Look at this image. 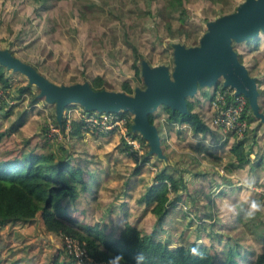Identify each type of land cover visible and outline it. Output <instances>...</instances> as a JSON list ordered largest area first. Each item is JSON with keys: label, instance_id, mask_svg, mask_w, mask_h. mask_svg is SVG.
Listing matches in <instances>:
<instances>
[{"label": "trees", "instance_id": "1", "mask_svg": "<svg viewBox=\"0 0 264 264\" xmlns=\"http://www.w3.org/2000/svg\"><path fill=\"white\" fill-rule=\"evenodd\" d=\"M145 1L148 7L154 2ZM156 1L160 3L157 12L162 31L189 48L199 44L201 37L208 31L209 23L234 13L245 0H199L205 14L203 34H198L195 30L197 17L189 5V0ZM128 3L129 0H117L114 8L108 9L107 4H101L100 0H10L9 5L3 1L0 5V25L5 23V26L3 32L0 31V41L9 44L6 46H13L12 41L17 45L24 44L19 50L27 53L26 55H34L31 56L32 63L24 62L54 84L58 83L56 77L60 76V72L70 71L76 81L59 85L88 82L94 91L109 90L106 85L110 80L97 70L99 63L95 60L94 49L103 52L108 47L113 48L112 45L118 42V33L107 31V28L116 23L117 28L122 30L126 52L129 49L131 51L126 57L131 62L134 76L144 82L142 63L146 61L145 56L159 53L168 58L165 53L167 48H160L161 45L153 43L148 37L147 28L141 22V18L149 16L150 11L132 15V11L125 9ZM5 8H9L10 13L4 12ZM104 10L108 13L107 17ZM100 15L105 17V23L101 26L95 25ZM59 21H66V25L63 23L58 26ZM175 21L178 23L176 28ZM26 29L33 34H26ZM134 32H141L151 46L143 48L136 39L132 43L130 37ZM87 39L92 42L88 43ZM175 44L177 43L170 44L173 53ZM232 47L239 62L247 70L255 72L250 77L256 79L259 90V85H264V31L260 30L258 35L241 42L234 41ZM0 48L6 49L1 44ZM7 49L17 57L13 47ZM57 51L59 53L55 55ZM38 52H43L45 56L36 57ZM41 68L43 72H40ZM10 70L13 71L0 63V230L29 226V231H32V224L37 223L36 226L43 234L58 235L63 240L62 244L46 259V264H107L109 258L117 254H123L127 264H136L135 257L138 253L144 256L143 264H264L263 244L260 248L255 245L249 252L240 247L244 239L241 231L246 229L254 235L257 228L264 224V212L257 213L254 219H245L243 211L236 216L223 215L225 223L222 229L231 233L226 238L220 239L213 235L215 224L208 225L203 222L201 228L195 223V219L189 223L198 227L195 237L192 234L187 241L182 240L176 246L172 245V240L164 237L168 216L187 199L190 201V209L200 213L201 216L197 218L201 219L213 216L210 210L212 201L220 206L223 196L234 198L233 203L239 204L241 209H247L245 202L253 199L264 203V155H260V152L264 154V147L258 140V130L264 125V94L260 93L261 96L258 97L262 117L254 113L247 100L242 117L248 122V127L241 139L235 133H223L214 125L215 111L211 107V100L209 108L203 109L197 104V95L204 92L205 87H198L195 96L186 98L187 113L167 105L159 106L155 112L149 114V122L156 126V122L164 119L166 123L167 137H160L165 158L151 154L148 141L141 133L132 130L134 116L130 112H118L120 117L132 116L127 124V136L145 143L149 150L139 160L138 150L125 138L120 139V146L115 148L117 160L127 156L134 158L135 162L127 167L126 176L122 177L124 189L104 188L102 180L99 181L103 170L93 169L96 161L88 159L87 156L76 157L74 151L48 136L47 126H41L39 130L40 126L34 120L41 116L42 111L26 109L22 102L29 99L30 106H34L46 100L40 97V89L26 76L24 80L15 83L14 77L9 76ZM224 87L217 83L214 92ZM121 88V91L114 92L134 95L137 89L130 78L123 79ZM46 104L50 106V103ZM52 116L55 125L65 133L66 122L64 118L61 122L57 120L56 107ZM210 123L214 128L210 127ZM84 125L81 120L73 121L69 133L71 140L85 136ZM188 133H191L190 137ZM95 136L110 142L115 134L114 131L97 132ZM168 140L191 148L203 158H214L217 151H229L233 155V162L225 167L227 172L248 173L251 170L256 176L254 187L262 191L251 193L242 184L237 185L240 181L231 179L228 188L221 194L218 191L219 204L209 197L210 207L196 210L193 205L195 199L192 198L193 194L199 192L196 182L206 185L209 174L197 170L193 172L190 169L183 174L179 170L171 169L169 152L173 153L174 150ZM54 143L60 145L55 147ZM122 146L126 148L125 152L122 151ZM252 154L259 156V159L252 158ZM153 158L156 160L153 182L146 183L145 177L152 174L147 163L152 162ZM109 159H113L112 154ZM189 174H192L191 180L187 179ZM91 180L95 182L91 183ZM139 184L143 188L139 189ZM103 188L106 192H103ZM242 193L249 194V199L244 201ZM146 218L154 221L152 229L142 226ZM235 232H239L236 235L241 237L232 244L229 238ZM187 234L184 228L182 238ZM257 236L264 242V227ZM66 238L78 241L80 249L85 250V255L79 257L75 252H69L64 244ZM27 241L26 237L23 242ZM198 241L203 243L198 245ZM195 246H199L201 256L190 254V249ZM19 262L18 259L14 264Z\"/></svg>", "mask_w": 264, "mask_h": 264}, {"label": "rangeland", "instance_id": "2", "mask_svg": "<svg viewBox=\"0 0 264 264\" xmlns=\"http://www.w3.org/2000/svg\"><path fill=\"white\" fill-rule=\"evenodd\" d=\"M3 1H5L8 5L10 4V0H0V5L3 3ZM116 2L117 0H100L101 4H107L108 9H113ZM159 4L160 3L158 1L154 0V2L148 7L145 0H129V3L125 5V9L132 11L133 13L132 15H134L136 12L140 13L143 11L144 12L148 10L150 11V15L147 17L143 16L141 18V22L144 25V27L147 28L148 37L152 40V42L153 43L155 42L161 45L159 46L160 48L162 47L167 48L165 53L168 54L167 56L168 58H164L159 53H156L153 56L151 54L146 55L144 60L148 61V63L151 66H161V65L168 66L170 68V71H172L175 65L173 61L174 53H173V49L171 50L170 44L178 43L179 41L175 37H168L166 32L162 31V28H161L162 24L161 22H159L158 12H157V6H159ZM189 5L193 9L195 16L197 17L195 19V30L198 34H203V32L205 31L203 27V24H204L203 18L205 17L203 7L200 4L199 0H189ZM10 11L11 10L9 8H5L4 10V12L6 13H10ZM104 12L106 13V17H107L108 15L107 11L104 10ZM217 15H220V13H218ZM16 20L14 22H16ZM65 22L66 21H59L57 22V25L62 26V24L63 23L65 24ZM104 23H105V17L103 15H100V17H98V20L95 22V25L101 26V25H104ZM174 25H175L174 28H176L178 26V23L175 21ZM4 26H5V23L0 25L1 32H3ZM107 31H110V32L114 31L118 33V40H117L118 42L112 45L113 46L112 49L108 47V49H105V51L103 52H100V51L97 52L94 49L95 60L99 63L97 64L98 72L102 74L106 79L110 80L109 84H107L106 87L109 90L121 91L122 90L121 82L123 81V79L130 78L131 80H133V85L136 88L144 89L145 83L142 80L140 79L137 80L135 78L134 72L131 68V62H129V59L126 57V54L129 55L131 51L129 49L126 52L127 48H126V45L124 44L123 37L121 36L122 30L118 29L117 24L114 23L110 27L107 28ZM25 33L29 35L33 34V32L29 29H26ZM130 38L132 39V43H135V39H136L137 43L141 45L143 48L147 46H151L149 42H146V37L142 35L141 32L131 33ZM73 39H76V38L73 37ZM86 41H88V43L92 42L91 39H87ZM0 44L2 45V48L13 47L15 54L22 61H25L28 63L33 62L31 60V56L34 57V55H26L27 53L24 54L23 53L24 51L22 52L19 50V49H22L24 44L17 45L15 41H12L11 43L13 46H6L9 44L6 42H1V41H0ZM58 53L59 51L55 52L54 54L57 55ZM119 54L121 55L120 57H119ZM35 56L38 58L39 57L42 58L45 56V54H43V52H41V54L40 52H38L37 54H35ZM248 70L250 72L249 75L253 76L255 74L254 71H251L250 69ZM40 72H43L42 68L40 69ZM62 73L63 71L60 72V76L56 77L57 79L56 82H58L56 83L57 85L61 83L71 84L72 80L76 81V78L74 77L72 72L68 71V72H64L63 74ZM71 75H72V78H71ZM9 76L14 77L15 83H19V80H24V77H25V75L22 74L21 72H16V71H11V70L9 71ZM224 82H225V79L222 76L217 81V83L220 84L221 87L224 86ZM259 86H260L259 87L260 91L259 90L258 91H259V96H261V94H264V85L261 84ZM214 88H215V84L211 86H206L204 88V92H200L197 95V99L199 100L197 104H200L201 108L203 109H205V107L209 108L210 100L215 90ZM22 103L24 104L26 109H36L37 111L38 110L42 111L41 116H38L36 120L33 119L34 121H36L35 123H37L38 126H40L39 130H41L42 128L41 126L46 128V125H48L50 121L53 120L52 113H54V109L56 107L55 104H50L49 106L48 104H46L44 100H42L39 104L30 106L29 99H27L26 102H22ZM73 106L77 107V105H74V104L71 105L70 107H73ZM204 111L205 110H203V112ZM47 115H48V118H47ZM130 118L132 119V116L129 117V120ZM132 123L134 122L132 121ZM155 125L158 129L160 137H163V138L167 137L165 136L167 133V128H166V123L164 119H162L160 122H156ZM210 127L214 128V125L210 123ZM126 130L127 128L125 127L123 128L118 127V129L113 128V129L105 130V131H101V130H90V131L87 130L86 131L85 130L86 134L84 137L79 138V139H73V140H71L70 135L67 132L62 133L61 131H60L61 135H59L60 137L49 135V131H48V136L52 139H57L58 141L62 143V145L66 146V148L74 151L76 157L87 156L88 159H91L94 162L96 161L93 169L103 170V172L100 173L101 176H99V181L102 180L104 188L107 187V188L124 189L125 184L121 181L122 177L126 176L127 167L130 165L131 166L134 165L135 160L134 158H129L127 156H124L121 158L120 161H118L116 158L115 148L120 146V143H121L120 139L127 138ZM111 131H114L115 136L110 140V142H106L95 136V133L97 132L109 133ZM188 135L190 137L191 133L190 134L188 133ZM258 140L261 143V145L264 147V125H262L260 129L258 130ZM136 142L140 145L139 146L140 148H136L135 146L134 149L138 150L139 160H141L143 153L149 150V148L146 146L145 143L143 144V142H140V141H136ZM205 142L209 144L207 140ZM168 143L171 145L172 149L174 150L173 153L169 152V159H170L169 162L171 163V166H170L171 169L173 168L174 171L179 170L183 174H185V170H188V169L192 170L193 172L197 170L202 173L209 174L210 178L207 181L206 185H202L201 184L202 182H199V181L196 182V184L199 185V192L192 195V198L195 199V204L193 205L196 208V210H199L201 208H209L210 207L209 202H208L209 197H212L213 200L215 199L217 201V204H219L218 201H219L220 196L218 195L221 194L224 189L230 186L229 181H231V179L240 181L239 184L237 185L242 184L243 186L247 180H252V181L256 180V176L252 174L251 170H249L248 173H246L245 171L239 173L238 171L234 174H229L227 172L225 167L227 165L229 166L231 162H233V155H231V153H229V151L227 150L223 152L217 151L216 152L217 156L214 158H203L201 155L198 154V152H195L189 147L187 148L183 147L181 146V144H176L172 140H168ZM57 145H60V144H56V143L53 144V146L55 147H57ZM121 149L124 152L126 151V148L124 146H122ZM111 154L113 156L112 160L109 159ZM260 155H264V154L260 152ZM254 159L258 160L259 156H255ZM154 161L156 160L153 158L152 162L147 163V167L151 169L152 174H150V176L145 177L146 183L153 182V175H154V172L156 171V167L154 166ZM114 163L116 164L114 165ZM191 178H192V174L187 175L188 180H191ZM93 182L95 181L91 180V183ZM138 187L139 189L143 188L141 184H139ZM104 188H103V192H106ZM218 191H219V194H218ZM248 191L251 193L252 192L259 193L262 190L256 187H253V189L251 190L248 189ZM135 195H137L136 191H135ZM248 195L249 194L242 193L241 197L243 198L244 201H246L247 199H249ZM170 197H172V194H170ZM222 200H223L222 202L230 201L232 203L235 201V199L232 198L231 196H223ZM189 204H190V201L188 199L186 202L183 201V203L179 204L177 209L171 212V214L167 218V221L165 224L164 237L172 240L173 246H176L180 242H183L182 240H186V239L188 240L192 234L195 237L197 228L198 227L202 228L203 222H206L208 225L215 224V227L212 230L213 235L219 236L220 239L226 238L227 237L226 235L231 234V233H226L222 229V225L225 222L222 217L223 215H221L218 211L220 206L219 205L217 206L215 201L214 202L212 201V205L210 208L213 216L208 219L197 218L201 216L200 213H198L197 211H192L190 209ZM101 209L103 210V208H100V210ZM108 217H109V214L107 213V220H108ZM262 218L263 216H261V219ZM193 219H195V223L198 225V227L195 225L189 224L191 220ZM36 225L37 223L32 224V227H33L32 231H29V226L12 227V228L9 227L5 229H1L0 230V260H4V261L6 260L8 264H14L17 260L13 262H9L10 253L8 250H10L12 251V253L14 252V254H21V255L27 252L25 255L26 257L21 256L19 258L20 262L18 264H42V263L46 264V261H47L46 259H48L51 251L54 250L55 252L57 249V247L53 249V246L56 245L57 242L59 245H61L63 240L58 235L49 234V233H45L44 234L45 238L41 239V235L43 233L40 230V228H38V226ZM153 225H154V221L149 218H146V220L142 224V226H148L150 227V229L153 228ZM263 227H264V224L262 225V227L257 228V231L254 235L251 233H248L246 229L245 230L243 229L241 232H243L244 239L242 240V244H240V247L243 248L246 252H249L254 249L255 245L257 248H260L261 244L264 245V242L260 241V238L257 236V234L259 233V231L262 230ZM184 228H186V231L188 234L184 236V238H182V231ZM236 234H239V232L233 233L232 234L233 236L229 238L232 244L238 241L241 237V236L237 237ZM23 237H27L28 241L25 243H21L20 239H22ZM50 242L52 245H50L48 249V247L46 246L47 244H50ZM249 242L251 243L249 244ZM17 244H19L18 248L16 246ZM262 249H264V247Z\"/></svg>", "mask_w": 264, "mask_h": 264}, {"label": "water", "instance_id": "3", "mask_svg": "<svg viewBox=\"0 0 264 264\" xmlns=\"http://www.w3.org/2000/svg\"><path fill=\"white\" fill-rule=\"evenodd\" d=\"M264 30V0H245L234 13L224 15L208 24V31L199 44L185 47L174 45V69L168 66L151 67L142 63L145 88H137L134 95L109 90L94 91L88 82L74 85H56L46 79L33 66L15 57L9 49L0 48V63L21 72L40 89V97L55 104L59 122L68 105L80 104L88 111L130 112L134 116L132 130L148 141L150 153L165 158L156 126L149 122V114L161 105L187 113L188 96H194L198 87L211 86L222 76L224 86L236 89L247 97L257 116L259 91L256 79L250 77L246 67L233 50L234 41L241 42Z\"/></svg>", "mask_w": 264, "mask_h": 264}, {"label": "built area", "instance_id": "4", "mask_svg": "<svg viewBox=\"0 0 264 264\" xmlns=\"http://www.w3.org/2000/svg\"><path fill=\"white\" fill-rule=\"evenodd\" d=\"M247 97L243 94H237L235 88L231 86H225L223 89H219L213 93L211 97V107L215 111L213 117V123L215 126L220 128L223 133H235L238 139H241L247 131L248 122L242 117L244 109L247 104ZM26 102V100H25ZM73 105V104H72ZM68 108L63 113V118L66 122L65 131L69 134L72 130V123L74 120H81L85 123L84 129L90 130H110L113 128H127L129 123V115L120 117L118 112H98V111H88L80 104H74ZM48 118V115H47ZM53 119V117H52ZM49 135L59 136L60 131L63 133L60 127H57L54 120H51L48 125ZM65 132V133H66ZM60 137V136H59ZM128 143L134 148H140L139 144L136 142L138 140L130 139L128 136L126 138ZM137 150V149H136ZM67 250L69 252H75L77 256L81 257L85 255V250H81L79 242L70 238L65 239Z\"/></svg>", "mask_w": 264, "mask_h": 264}, {"label": "clouds", "instance_id": "5", "mask_svg": "<svg viewBox=\"0 0 264 264\" xmlns=\"http://www.w3.org/2000/svg\"><path fill=\"white\" fill-rule=\"evenodd\" d=\"M244 187L251 190L254 187V181L247 180L244 183ZM247 209H241L239 204L232 203L230 201H224L221 203L218 211L221 215H231L236 216L239 215L241 211L244 212L245 219H254L257 213L264 212V203L258 200H250L246 201ZM203 243L202 241H198L197 244ZM190 254L192 256H201V252L199 246L192 247L190 249ZM136 264H143L144 256L142 253H138L135 257ZM107 264H127V261L124 259L123 254H117L113 257H110L107 261Z\"/></svg>", "mask_w": 264, "mask_h": 264}, {"label": "crops", "instance_id": "6", "mask_svg": "<svg viewBox=\"0 0 264 264\" xmlns=\"http://www.w3.org/2000/svg\"><path fill=\"white\" fill-rule=\"evenodd\" d=\"M251 157L254 158L255 155L252 154ZM28 237H29V236H28ZM43 238H45V235H44V234L41 235V239H43ZM25 239H26V237H23L22 239H20L21 243H24L23 241H24ZM50 245H52L51 242H50V244H47L46 247H48V249H49ZM16 246H17V248H18V247H19V244H17ZM60 246H61V245H59L58 242H57L56 245L53 246V249H54L55 247L60 248ZM53 249H52V250H53ZM7 250H8V249H7ZM8 251H9V253H10V255H9L10 261H9V262H13V261H15V260H18L21 256L26 257V256H25L26 254H23V255H21V254H14V252L12 253V251H10V250H8ZM11 253H12V254H11ZM53 253H55L54 250L51 251V253H50L49 256H52ZM43 256H44V254H43ZM1 263H2V264H8V263L6 262V260H5V261H4V260H1ZM26 263H27V261H26ZM42 264H43V263H42Z\"/></svg>", "mask_w": 264, "mask_h": 264}]
</instances>
